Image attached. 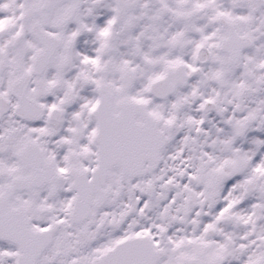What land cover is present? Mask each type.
Wrapping results in <instances>:
<instances>
[{
    "label": "snow or ice",
    "instance_id": "1",
    "mask_svg": "<svg viewBox=\"0 0 264 264\" xmlns=\"http://www.w3.org/2000/svg\"><path fill=\"white\" fill-rule=\"evenodd\" d=\"M0 264H264V0H0Z\"/></svg>",
    "mask_w": 264,
    "mask_h": 264
}]
</instances>
